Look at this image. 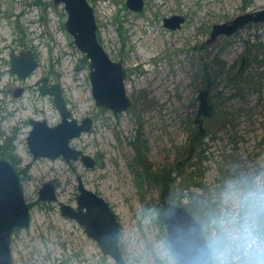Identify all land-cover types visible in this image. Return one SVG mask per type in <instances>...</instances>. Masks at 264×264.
<instances>
[{
  "label": "rangeland",
  "instance_id": "obj_1",
  "mask_svg": "<svg viewBox=\"0 0 264 264\" xmlns=\"http://www.w3.org/2000/svg\"><path fill=\"white\" fill-rule=\"evenodd\" d=\"M88 1L100 42L126 70L131 106L125 111L112 113L95 104L88 66L64 27L62 5L0 0V143L12 137L31 213L30 224L13 235L10 264H118L83 225L61 213L60 203L76 207L78 176L114 210L122 264H179L159 219L164 182L146 176L135 159V141L152 170L171 175L170 200L191 209L199 220L214 264L246 259L256 250L222 256L216 237L227 198L264 188V21L208 38L212 24L264 8V0H143L140 11L125 0ZM173 14L184 20L169 28L163 18ZM27 48L38 66L20 79L10 69L9 56ZM43 74L61 83L78 121L93 118L91 130L72 138L70 145L95 158V166L61 156L32 160L28 118L48 124L60 119L52 98L34 84ZM207 84L213 112L203 117L205 130L199 135L197 96ZM19 85L24 92L13 96L12 88ZM191 146L190 159L177 166ZM46 181L56 187L52 201L38 200ZM254 235L258 243L264 241V218L258 219Z\"/></svg>",
  "mask_w": 264,
  "mask_h": 264
},
{
  "label": "water",
  "instance_id": "obj_2",
  "mask_svg": "<svg viewBox=\"0 0 264 264\" xmlns=\"http://www.w3.org/2000/svg\"><path fill=\"white\" fill-rule=\"evenodd\" d=\"M54 5H62L65 11L64 27L74 45L87 60L88 77L95 104L109 109L113 113L125 111L131 106L125 86L126 70L121 61L110 57L98 37V23L94 8L88 0H51ZM126 5L136 11L143 7V0H126ZM184 18L173 14L163 18L169 28L179 27ZM263 22L264 8L236 15L230 20L214 23L208 41L219 34L231 35L248 22ZM10 69L19 77L26 78L37 66L38 60L32 49L27 48L9 56ZM35 84L40 94L52 98L60 119L55 124H48L46 119L30 117L31 127L26 136V143L32 160L39 157L77 160L87 167L96 165V160L81 149L70 145V140L83 132L91 130L93 118L83 116L79 121L68 108L63 96L61 83L51 81L48 75H41ZM21 87L15 94L20 93ZM208 88L198 93V107L195 122L197 133L204 131L203 117L211 116L213 106L209 102ZM193 146L176 165L190 159ZM78 194L76 207L60 203L63 215L75 219L84 226L104 254L112 256L118 264L123 263L119 249V220L109 203L96 192L86 188L77 177ZM161 194L159 219L166 231L170 252L179 264H214L211 247L204 229L194 214L184 205L170 200L169 183L164 184ZM55 186L51 181L43 182L38 190V200L52 201L56 197ZM31 213L25 199L21 174L15 164L4 155L0 156V264L11 263V242L14 233L29 225ZM56 264H63L57 262Z\"/></svg>",
  "mask_w": 264,
  "mask_h": 264
},
{
  "label": "clouds",
  "instance_id": "obj_3",
  "mask_svg": "<svg viewBox=\"0 0 264 264\" xmlns=\"http://www.w3.org/2000/svg\"><path fill=\"white\" fill-rule=\"evenodd\" d=\"M226 203L229 207L218 220L219 234L216 237L222 249L221 255L248 249L256 251L242 261L222 259L220 264H264V259L255 258H264V241L258 243L254 235L258 219L264 218V188L239 196L233 193Z\"/></svg>",
  "mask_w": 264,
  "mask_h": 264
},
{
  "label": "trees",
  "instance_id": "obj_4",
  "mask_svg": "<svg viewBox=\"0 0 264 264\" xmlns=\"http://www.w3.org/2000/svg\"><path fill=\"white\" fill-rule=\"evenodd\" d=\"M81 60L82 62L87 63V60L84 56L81 58ZM134 145L137 151L135 159L142 166L143 171L147 177H149L150 179L156 180V181L164 182V184L172 181L171 175L169 174H167V176L164 175L163 173L164 170H161L162 172L152 170L151 165L141 156V150L139 146L140 144H138L135 141ZM0 155H5L14 164L18 162V158L14 152V146H13L11 136L5 137L3 141L0 143ZM189 210L192 212L191 209Z\"/></svg>",
  "mask_w": 264,
  "mask_h": 264
},
{
  "label": "flooded vegetation",
  "instance_id": "obj_5",
  "mask_svg": "<svg viewBox=\"0 0 264 264\" xmlns=\"http://www.w3.org/2000/svg\"><path fill=\"white\" fill-rule=\"evenodd\" d=\"M125 1H126V0H125ZM127 7H128V6H127ZM212 25H213V24H212ZM211 28H212V26H211ZM210 31H211V30H210ZM43 75H45V74H43ZM46 75H47V74H46ZM16 76H17V75H16ZM48 76H49V75H48ZM17 77H18V76H17ZM49 77H50V76H49ZM18 78H19V77H18ZM20 79H23V78H20ZM34 84H35V82H34ZM35 85H36V84H35ZM18 87H21L22 90H21L20 93L15 94L14 92H17V88H18ZM206 87H208V84H207V86H205V88H206ZM24 90H25V86H24V85H19V86H15V87H13L12 90H11V92H12V95H13V96H20V95L24 92ZM100 109L104 110L105 108H100ZM110 111H111V110H110ZM111 112H112V111H111ZM212 112H213V111H212ZM112 113H113V112H112ZM195 117H196V113H195V116H194V121H195ZM209 117H210V116H209ZM29 118H30V117H29ZM29 118H28V119H29ZM28 122H29V121H28ZM92 126H93V125H92ZM204 130H205V128H204ZM203 132H204V131H203ZM203 132H202V133H203ZM202 133H201V134H202ZM196 134H198L197 131H196ZM201 134H199V135H201ZM199 135H198V136H199ZM0 156H1V155H0ZM4 156H5V155H4ZM5 157H6V156H5ZM6 158H7V157H6ZM7 159H8V158H7ZM8 160H9V159H8ZM95 160H96V159H95ZM9 161H10V160H9ZM12 163H13V162H12ZM13 164H14V163H13ZM15 166H16V165H15ZM18 171H19V170H18ZM55 189H56V187H55ZM77 190H78V189H77ZM77 194H78V193H77ZM83 227H84V226H83ZM86 233H87V232H86Z\"/></svg>",
  "mask_w": 264,
  "mask_h": 264
},
{
  "label": "bare ground",
  "instance_id": "obj_6",
  "mask_svg": "<svg viewBox=\"0 0 264 264\" xmlns=\"http://www.w3.org/2000/svg\"><path fill=\"white\" fill-rule=\"evenodd\" d=\"M150 34H151V33H150ZM149 38H150V35H149L148 37L144 38L142 42L145 44V42H144V41H148V40H149ZM126 87H127V86H126ZM92 248H93V246H92Z\"/></svg>",
  "mask_w": 264,
  "mask_h": 264
},
{
  "label": "built area",
  "instance_id": "obj_7",
  "mask_svg": "<svg viewBox=\"0 0 264 264\" xmlns=\"http://www.w3.org/2000/svg\"><path fill=\"white\" fill-rule=\"evenodd\" d=\"M185 190H187V189H185ZM188 191V190H187ZM184 194H185V192H184ZM187 197H189L187 194H185Z\"/></svg>",
  "mask_w": 264,
  "mask_h": 264
}]
</instances>
